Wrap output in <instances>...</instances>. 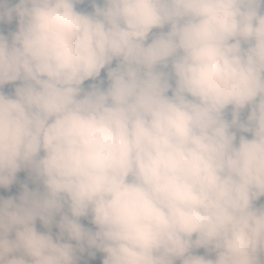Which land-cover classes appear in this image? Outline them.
I'll use <instances>...</instances> for the list:
<instances>
[{"label": "clouds", "instance_id": "clouds-1", "mask_svg": "<svg viewBox=\"0 0 264 264\" xmlns=\"http://www.w3.org/2000/svg\"><path fill=\"white\" fill-rule=\"evenodd\" d=\"M17 184L0 264H264V0H0Z\"/></svg>", "mask_w": 264, "mask_h": 264}, {"label": "rangeland", "instance_id": "rangeland-1", "mask_svg": "<svg viewBox=\"0 0 264 264\" xmlns=\"http://www.w3.org/2000/svg\"><path fill=\"white\" fill-rule=\"evenodd\" d=\"M82 7H84V6H78V9L79 8H82ZM18 176H19V181L21 182V183H23V182H27V183H29V187L30 188H32V187H34L35 185H33L28 179H27V173H25V172H21L20 174H18ZM19 192H20V188H19V184H17V185H14L13 186V188H12V190H11V192H3V190H0V194H4V195H15V196H19ZM82 222H84L86 225H87V221H82ZM37 227H38V229H41V225H40V222L38 221L37 222ZM41 230H43V229H41ZM53 231H54V233L56 232V231H58L57 229H53ZM200 254H203V250H200ZM98 255H102V254H98Z\"/></svg>", "mask_w": 264, "mask_h": 264}, {"label": "trees", "instance_id": "trees-1", "mask_svg": "<svg viewBox=\"0 0 264 264\" xmlns=\"http://www.w3.org/2000/svg\"><path fill=\"white\" fill-rule=\"evenodd\" d=\"M103 75H104V74L102 73V76H103ZM10 87H11V86H7V87H6V91H7V90H8V88H10Z\"/></svg>", "mask_w": 264, "mask_h": 264}]
</instances>
